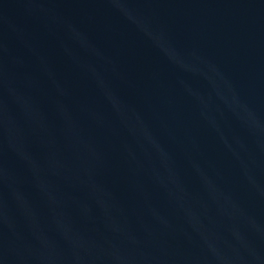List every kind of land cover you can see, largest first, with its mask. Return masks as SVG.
<instances>
[{"label": "water", "instance_id": "water-1", "mask_svg": "<svg viewBox=\"0 0 264 264\" xmlns=\"http://www.w3.org/2000/svg\"><path fill=\"white\" fill-rule=\"evenodd\" d=\"M0 264H264V0H0Z\"/></svg>", "mask_w": 264, "mask_h": 264}]
</instances>
